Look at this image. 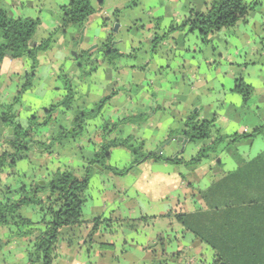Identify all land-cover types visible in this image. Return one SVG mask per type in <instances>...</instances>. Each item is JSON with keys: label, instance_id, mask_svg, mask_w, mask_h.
<instances>
[{"label": "crops", "instance_id": "crops-1", "mask_svg": "<svg viewBox=\"0 0 264 264\" xmlns=\"http://www.w3.org/2000/svg\"><path fill=\"white\" fill-rule=\"evenodd\" d=\"M213 1L142 0L136 7H130L131 0H90L99 12L83 27L73 26L66 34L56 33L52 49L57 47V53L39 55L34 87L23 96L35 90L37 81L46 79L44 90L47 88L46 91L54 94L44 108L47 109L65 96L61 76L73 78L77 91L75 104L70 110L61 109L56 121L39 132V139L51 141L62 127L73 131L75 111L90 112L111 95L103 119L118 128L110 139L132 136L138 142H145L146 152H156L163 146L159 155L165 157L190 159L210 143L194 144L188 139L185 146L177 140L166 144L174 137L188 138L184 134L185 123L194 116L202 121H214L215 128L228 136L264 128V0L248 1L259 3L248 20L212 35L208 42L198 32L189 33L188 28L166 35L171 26H180L192 9L204 12ZM68 3L69 0H3L2 6L13 18L41 21L34 39L37 46L60 28L61 8ZM116 10L122 15L115 49L129 57L118 59L115 67L98 65L102 60L100 47L113 27ZM105 18L112 20L108 28L103 26ZM156 36L165 38L154 51ZM70 52L74 54L68 58L66 53ZM84 53L89 54L90 64L85 69L89 74L82 79L78 59ZM29 66L27 59L0 63V80L3 77L9 80L0 87L6 105L13 103L19 90L17 83L25 78ZM240 78L254 89V96L247 104L234 92L235 82ZM16 109L22 124L35 113L20 105ZM102 124L101 119L88 121L87 135L58 146L54 156L59 158L60 154L56 155L59 150L95 155L102 140L94 135ZM8 136V129H0V148L5 146ZM221 148L198 167L146 162L134 166L124 178L97 171L83 207V218L88 224L64 231L53 264H212L214 252L179 224L173 214H195L205 209L200 194L242 168L237 163L227 166L226 160L235 161L237 157L242 163L253 161L264 153V137L244 140L234 149ZM30 155L42 159L46 154L33 149ZM129 158L131 165L132 154ZM83 160L89 163L92 159ZM261 169L264 171V167ZM58 170L70 168L60 165ZM53 173L41 179L47 180ZM130 177L129 183H123ZM241 178L231 184L241 183ZM9 179L10 174L0 176V201L5 197L4 188H10L15 198L23 184H12ZM245 181L250 184L252 179L248 177ZM141 195L148 199L144 207L139 199ZM25 215L35 222L41 218L33 206ZM96 219L109 225L102 223L91 242L89 235L94 228L91 222ZM14 232L13 227L1 228L0 240L8 239ZM31 246L14 240L0 252V264H27Z\"/></svg>", "mask_w": 264, "mask_h": 264}, {"label": "trees", "instance_id": "trees-1", "mask_svg": "<svg viewBox=\"0 0 264 264\" xmlns=\"http://www.w3.org/2000/svg\"><path fill=\"white\" fill-rule=\"evenodd\" d=\"M141 1L131 0L130 7H136ZM2 2L3 0H0V63L5 60L27 59L30 66L25 82L19 88L13 103L0 106V122L6 129H12L13 136V140L5 139V146L0 149V176L7 174L8 168L14 172L17 164L27 160L33 149L54 153V150L58 146H63L65 142L85 137L88 121L101 119L103 124L94 135L101 137L102 144L96 147L95 158L88 163L83 176L79 177L71 170H57L45 181L31 180L28 184L23 183L20 190L16 191L15 198L12 197L14 192L10 191V188H4L5 197L0 201V229L13 227L15 232L8 239L0 240V252L14 240L23 241L32 244L27 264H53L56 247L64 231L88 224L83 218V207L91 179L99 170L124 177L134 166L146 162L198 167L221 151L223 146L226 149H233L244 140L260 135L264 137L263 127L251 133L224 135L215 128L214 121H202L194 116L186 121L184 134L194 144L210 141L206 146H202L196 155L184 159L182 156L165 157L156 152H146L145 142H138L132 136L110 139L118 128V125L103 119V110L112 99L111 95L102 99L90 112L75 111L73 131L62 127L51 141H41L38 137L39 132L56 121V115L61 109L70 110L73 107L77 91L73 78L66 74L62 75L65 83L64 98L45 109L44 115L34 113L25 124H22L16 108L21 106L23 96L34 87L39 68L38 57L51 51L57 32L66 34L70 27H83L99 10L92 6L90 0H69V3L61 8L60 28L39 45L34 46L35 35L41 21L33 18H13L3 8ZM257 6L259 3L256 1L214 0L204 12L192 9L188 18L180 26H171L166 35L188 28L189 33L198 32L208 42L212 35L246 22ZM121 15L120 10L114 12L113 27L107 40L100 47L102 60L98 65L115 67L118 59L129 57L115 49V37L120 27ZM112 20L105 18L103 26L108 28ZM164 38L165 36L155 37L154 51ZM88 56L89 54L84 53L78 59L82 79L89 74L85 71L90 64ZM234 92L239 94L246 104L254 96L253 87L243 78L236 80ZM114 149L129 151L133 156L131 166L120 170L108 165L107 161ZM263 156L244 163L237 173L227 175L207 192L201 193L200 200L204 201L205 209L195 214L181 212L173 214L179 224L214 252L212 264H264V171L261 169L264 167ZM255 168L256 171L253 170ZM246 171L253 172L245 174ZM240 177L241 183L231 184ZM245 177L247 179L250 177L252 182L246 184ZM30 206L38 209L41 216L38 222L22 212L24 208ZM102 223L106 222L101 219L91 222L94 225L89 235L91 242Z\"/></svg>", "mask_w": 264, "mask_h": 264}, {"label": "rangeland", "instance_id": "rangeland-1", "mask_svg": "<svg viewBox=\"0 0 264 264\" xmlns=\"http://www.w3.org/2000/svg\"><path fill=\"white\" fill-rule=\"evenodd\" d=\"M250 1V0H247ZM258 1V0H257ZM62 16V13H61ZM226 30H223V32ZM222 32V33H223ZM57 47L51 49L50 56H52L53 54L57 53ZM68 58H71V56L74 54V52H70V53H66ZM100 53H96V55H99ZM51 58V57H50ZM264 63V60H263ZM102 78V76L100 75V77L98 78L99 81ZM62 80V85H64V81L63 78H61ZM15 81V79H14ZM9 82V80H7V78L3 77L0 80V87L4 84H7ZM25 82V78L23 77L20 81V83H17V85L19 84V88L22 86V84ZM46 83V79H42L41 81H37L35 83V90L29 94L27 97L23 98L22 100V104L21 107H23L26 111H32L35 112L37 115H44V108L46 106V104L49 103V101L54 97V94H50L49 91H46L47 88L44 90V87ZM32 90V89H31ZM4 97L2 95H0V106H4L6 105V99L3 101ZM5 128V126L0 122V129ZM9 131V129H8ZM1 149V148H0ZM234 149V148H233ZM241 150V149H240ZM158 151V150H157ZM156 151V152H157ZM42 152V151H41ZM113 154L111 156V158L107 161V164L114 167V166H118L120 170H122L125 167H129L130 165V155L131 153L129 151H126L124 149H118V150H112ZM111 152V153H112ZM32 153V150L29 153V158L27 160H23L20 161L18 163V166L16 167V169L14 170V172H12V169L8 168L7 169V174H10V179L8 182L10 183H25L28 184L31 180H37V181H41V177L44 176H48L49 172H56L60 165L62 168H64V166H67V168H70L71 171H73L77 176H83L85 174V170L88 167V163H86L83 159H86L87 161L90 159H94L95 155H90L87 154V152H78V151H68V150H63V151H58L56 152V155L60 154L59 158L58 156H54L53 153H44V157L41 159L37 156H32L30 155ZM261 155H264V153H262ZM235 161L231 160L234 158H231L230 161H227V166L230 165H234L235 163L238 164V166H242L244 163L240 162L241 159H238L237 157H235ZM263 162H264V156H263ZM236 165V164H235ZM264 165V164H263ZM20 169H22L23 171H20ZM13 173V174H12ZM119 177V176H117ZM124 178V177H122ZM126 180H124L123 183H129L132 178H125ZM45 181V180H44ZM123 181V180H122ZM93 182L94 179H91L90 182V188L93 187ZM43 183V182H41ZM131 191H129L130 193ZM132 196V195H131ZM140 202L142 203V207L145 206V204L147 205V201L148 199L145 198L144 195H141V197L139 198ZM31 207V206H30ZM29 207H26L22 210V212L24 213V215L27 213V209ZM109 225V224H108Z\"/></svg>", "mask_w": 264, "mask_h": 264}, {"label": "water", "instance_id": "water-1", "mask_svg": "<svg viewBox=\"0 0 264 264\" xmlns=\"http://www.w3.org/2000/svg\"><path fill=\"white\" fill-rule=\"evenodd\" d=\"M8 134H9L8 139L9 140H13L12 129H9ZM173 140H177L180 143H182L183 146H185L187 141H188V138H185V137H174L170 141H168L166 144H170ZM31 146H33V145H31ZM162 149H163V146L160 149H158L157 154H161L162 153ZM42 184H44V182Z\"/></svg>", "mask_w": 264, "mask_h": 264}]
</instances>
